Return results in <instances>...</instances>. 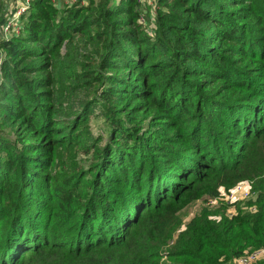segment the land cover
<instances>
[{"label": "trees", "instance_id": "obj_1", "mask_svg": "<svg viewBox=\"0 0 264 264\" xmlns=\"http://www.w3.org/2000/svg\"><path fill=\"white\" fill-rule=\"evenodd\" d=\"M79 1L32 0L21 31L0 37V264H223L264 250V0H153L151 14ZM72 146L83 163L60 159ZM243 179L244 209L182 222Z\"/></svg>", "mask_w": 264, "mask_h": 264}, {"label": "built area", "instance_id": "obj_2", "mask_svg": "<svg viewBox=\"0 0 264 264\" xmlns=\"http://www.w3.org/2000/svg\"><path fill=\"white\" fill-rule=\"evenodd\" d=\"M7 12L5 18L0 22V37L8 38L19 33L23 26V15L32 0H4ZM55 5H73L77 0H51ZM143 2L144 0H138ZM84 2V0L79 1ZM139 21L145 23L143 14L139 17ZM3 59V50L0 48V63ZM220 195L208 199L209 203H215L220 200L225 203L234 204L235 202L243 201L253 196L252 180L243 179L229 187L222 190ZM251 208H254L251 206ZM264 253L263 249H253L234 258L237 264H252L255 260L261 257Z\"/></svg>", "mask_w": 264, "mask_h": 264}, {"label": "rangeland", "instance_id": "obj_3", "mask_svg": "<svg viewBox=\"0 0 264 264\" xmlns=\"http://www.w3.org/2000/svg\"><path fill=\"white\" fill-rule=\"evenodd\" d=\"M140 3L141 5H143V7H141V10L142 11L144 10L145 14H151L154 11L155 7L153 8L154 6L153 0H144L143 2H140ZM143 17H145L146 29H148V31L151 32L152 22L149 21L146 15H143ZM64 51H65V48L64 46H62V52ZM100 123H101V118H99L98 116L90 119L89 126L93 133L99 131ZM61 157L62 158L60 159L63 160L64 164L73 165L77 163H83L84 160L86 159V153H84L80 148L76 146H72V149L70 151L65 150L62 153ZM225 189L226 188H224L223 186H219L217 193L215 195H204L201 198L196 199L195 201L191 202L187 207H184L181 211L182 212V222L183 223L187 222L195 213H198L202 207L213 209V213L211 214V216L220 215L219 214L220 212H218L217 209H219L220 211H222L223 213L227 215L236 213L239 208L244 209L246 201H247L246 199L245 201L243 200V201L235 202L234 204L225 203L220 200H217L215 203L208 202V199L214 198L216 195H220L222 193L221 191ZM214 211H217V213ZM182 225L183 224H181V226ZM166 259H167L166 255H163L161 257V261H164ZM223 264H237V263L236 261H234V259H232V260L224 262Z\"/></svg>", "mask_w": 264, "mask_h": 264}]
</instances>
